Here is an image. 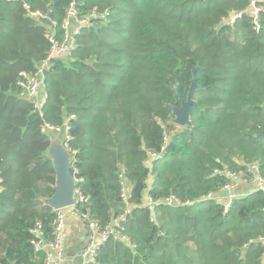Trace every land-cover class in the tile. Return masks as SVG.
<instances>
[{
  "label": "trees",
  "instance_id": "1",
  "mask_svg": "<svg viewBox=\"0 0 264 264\" xmlns=\"http://www.w3.org/2000/svg\"><path fill=\"white\" fill-rule=\"evenodd\" d=\"M71 1L0 0V264L44 262L30 230L39 223L51 238L45 123L69 125L77 187L88 196L78 208L100 227L130 208L125 239L109 237L91 264H264L263 191L238 196L225 212L199 200L220 190L224 170L246 175L255 162L264 178V2L255 30L245 12L221 23L246 0H75L80 14L109 9V20L81 28L71 59L53 61L39 116L16 81L46 54L47 22L23 4L60 22ZM196 66L191 125L172 132L167 104L179 106L176 84L185 97ZM165 130L164 154L148 166ZM171 195L194 202L161 201Z\"/></svg>",
  "mask_w": 264,
  "mask_h": 264
},
{
  "label": "built area",
  "instance_id": "2",
  "mask_svg": "<svg viewBox=\"0 0 264 264\" xmlns=\"http://www.w3.org/2000/svg\"><path fill=\"white\" fill-rule=\"evenodd\" d=\"M247 6L242 11L231 10L225 17L222 18L221 23L226 25L233 24L238 18L242 16L245 12L252 20L255 30H259L260 25L258 22L260 12L263 10L261 3L264 0H246ZM28 15L34 18L36 21L42 22L46 21L45 37L48 40L49 47L46 51L44 57L37 63L35 69L32 72L20 71L18 73V79L16 84L19 87V95L21 97L27 98L32 102L33 111H36L39 116L43 114V106L47 98V93L45 90V76L46 72L51 68L53 61L56 59L67 60L71 59L72 52L76 48V35L81 31L83 27H91L99 23H107L110 16L109 9L99 10L96 7L91 8L88 12L80 14L75 0H72L65 10V14L60 22L56 20H51L49 16L42 14L40 11H31L27 4H23ZM48 20V21H47ZM73 24V25H72ZM69 118H74V115H70ZM55 130L61 132L62 143L64 147L71 154V174L75 182L74 188V204L70 207L59 209L54 212V218L51 223V238L49 240L45 239L44 232L41 229V225L36 223L35 227L32 228L30 243L33 246L34 251L44 252V262L43 264H61L64 260V226L65 218L67 214H73L80 218L88 227L89 236L88 241L82 252V264H91L95 262V257L99 247L111 236L120 239H125L122 234L123 227L121 225L122 220H124L125 215L130 211L128 208L117 218L113 219L112 222L105 226H98L88 214L87 211L80 210L78 204H85L88 201V196L82 194L77 187V183L81 181L78 177V170L74 167L75 162V150L68 146L69 139V125L66 123L62 128L57 126H51L47 123L43 124L41 131ZM169 132L164 131L163 142L160 153L149 152L148 159L145 161L148 166H151V161L158 157H161L165 151V142L169 139ZM218 173H220L218 171ZM227 181L221 186L220 190L214 193H208L201 197L199 200L212 199L214 202L219 203L223 206V212L227 211L232 201L240 196L234 189L241 182L249 183V191L246 193H251L256 190L264 192V178L258 174V166L254 162L248 164L246 168V175H241L239 172L232 170H224L222 172ZM121 176V175H120ZM151 182V178L148 184ZM1 191V187H0ZM126 185L122 189L121 196L125 202H127ZM245 195V194H242ZM198 199L196 201H199ZM163 203L180 205V203L191 204L194 201L186 200L180 202L175 196H167L161 200ZM154 200L145 195V205L149 209L154 207ZM259 242L264 245V238H260Z\"/></svg>",
  "mask_w": 264,
  "mask_h": 264
},
{
  "label": "water",
  "instance_id": "3",
  "mask_svg": "<svg viewBox=\"0 0 264 264\" xmlns=\"http://www.w3.org/2000/svg\"><path fill=\"white\" fill-rule=\"evenodd\" d=\"M198 67L191 70V81L185 97L180 94V86L176 84L175 92L178 97L179 106L167 104L173 116L172 123L179 126H190V115L195 105L193 93L200 88L196 82L195 72ZM264 119V118H263ZM50 137V144L47 155L51 159L55 172L54 192L49 198H43L44 205L49 206L53 212L59 209L70 207L74 204L75 182L71 174V154L62 143V133L55 130H46ZM264 137V133L261 134Z\"/></svg>",
  "mask_w": 264,
  "mask_h": 264
},
{
  "label": "crops",
  "instance_id": "4",
  "mask_svg": "<svg viewBox=\"0 0 264 264\" xmlns=\"http://www.w3.org/2000/svg\"><path fill=\"white\" fill-rule=\"evenodd\" d=\"M73 25V24H72ZM249 183L241 181L234 189L239 194L249 191ZM130 188L126 185V190ZM64 234V260L61 264H82V252L88 241L89 230L86 224L77 216L67 214L65 218Z\"/></svg>",
  "mask_w": 264,
  "mask_h": 264
},
{
  "label": "rangeland",
  "instance_id": "5",
  "mask_svg": "<svg viewBox=\"0 0 264 264\" xmlns=\"http://www.w3.org/2000/svg\"><path fill=\"white\" fill-rule=\"evenodd\" d=\"M180 128H183V126H179V125L175 124V127H172L171 131L175 132V131L179 130Z\"/></svg>",
  "mask_w": 264,
  "mask_h": 264
}]
</instances>
